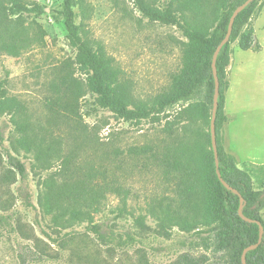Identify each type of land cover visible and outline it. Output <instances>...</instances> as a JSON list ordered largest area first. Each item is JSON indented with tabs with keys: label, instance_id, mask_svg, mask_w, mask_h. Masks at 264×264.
<instances>
[{
	"label": "rangeland",
	"instance_id": "374dc122",
	"mask_svg": "<svg viewBox=\"0 0 264 264\" xmlns=\"http://www.w3.org/2000/svg\"><path fill=\"white\" fill-rule=\"evenodd\" d=\"M73 1L82 36L114 58L131 104L147 103L168 91L172 75L182 68L187 42L179 29L145 18L140 0ZM143 1L153 7L171 6L189 22L203 24L212 19L211 6L206 14H196L186 8V0ZM22 2L35 12L16 13L9 6L10 25H22L30 37L41 28L44 37L18 57L0 54V82L8 95L27 107V119L47 150L51 167L37 175L32 170L34 157L18 156L29 176L25 181L17 176L12 184L10 176L16 171L10 168L7 154H13L14 128L9 116L0 117V264H172L184 253L193 258L210 254L207 264H227L223 254L214 259L197 247L194 232L162 225L157 218L167 205L176 206L178 196L175 182L164 175L155 157L170 147L174 150L184 127L192 123L175 118L178 108L157 124L125 122L97 108L96 96L87 88V77L76 64L77 52L67 37L62 0ZM260 12L252 18V26ZM253 28L261 52L240 50L237 43L231 46L228 145L225 126L221 139L227 153L250 174L254 188L260 189L264 168L255 160L264 148V21ZM191 126L204 140L207 127L202 122ZM145 145L154 149V157L132 154L134 147ZM50 176L56 181L85 180L94 186L106 182L115 187V192L104 195L101 212L94 214L97 232L86 222L56 227L37 210L28 212V203L38 207L40 181ZM124 191L128 192L125 214L121 213ZM9 200L13 206L4 211ZM138 217L144 218L145 228L137 226ZM260 217L264 222V209ZM34 221L41 223L45 234ZM18 223L21 228L15 230Z\"/></svg>",
	"mask_w": 264,
	"mask_h": 264
},
{
	"label": "trees",
	"instance_id": "16d2710c",
	"mask_svg": "<svg viewBox=\"0 0 264 264\" xmlns=\"http://www.w3.org/2000/svg\"><path fill=\"white\" fill-rule=\"evenodd\" d=\"M247 0H186V8L196 14H206L211 6L212 19L203 24L189 22L178 16L171 6L159 8L140 0L139 7L143 16L152 22L169 25L179 29L187 39L182 53V68L172 75L167 92L151 101L131 104L124 86L120 83V74L115 67V60L104 48L93 43L81 34L80 26L75 22L74 1L62 0L61 15L71 47L76 54V64L87 77V88L96 96L97 108L110 111L125 122L141 124L143 121L160 123L170 112L176 111V119L194 124L202 122L208 129L203 133L204 140L197 136L192 124L184 127V136L177 147L161 157H155L161 163L164 175L175 182L178 196L174 208L167 205L160 219L161 224L176 227L185 233L194 232L197 247L210 252L214 259L224 255L227 264H242L245 249L258 243L260 226L264 222L260 217L264 209V184L255 189L250 174L238 166L235 156L227 153L222 145L221 130L228 118L226 115V94L229 90V67L231 65V46L235 43L243 51L259 53L262 50L252 18L261 11L263 0H256L247 6L236 18L229 43L221 50L216 61L220 88L216 115V133L221 178L240 194L228 190L218 178L214 152L211 143L210 123L215 95V78L212 71V59L220 42L227 34L229 21L234 11ZM9 6L16 13L27 9L22 0H0V54L18 57L32 44L43 40L44 32L40 28L31 37L22 25L9 18ZM9 116L14 128L11 154L7 159L15 173L10 176L11 183H16L17 176L22 181L29 173L18 156L34 157L32 170L40 174L50 169L48 152L42 146L38 135L27 119V107L16 97L8 95L0 82V117ZM170 117V116H169ZM135 156H153L150 146L134 147ZM89 178V177H88ZM54 176L41 180V192L38 195V207L26 205L28 212L38 211L43 218H51L56 227L66 226L71 222L88 223L97 232L94 214L105 206V194L115 192L109 183L94 186L91 182L79 180L56 181ZM241 198L244 203H241ZM128 192L124 191L121 213L127 212ZM10 200L3 206L4 211L11 209ZM241 209V218L239 211ZM249 220V221H247ZM41 228V223L34 221ZM137 226L145 228L144 218L138 217ZM21 228L18 223L15 230ZM205 231L206 236L201 232ZM169 236V235H168ZM28 240H31L28 238ZM210 254L199 258L184 253L172 264H207ZM246 264H264V235L261 244L246 254Z\"/></svg>",
	"mask_w": 264,
	"mask_h": 264
},
{
	"label": "water",
	"instance_id": "95a60500",
	"mask_svg": "<svg viewBox=\"0 0 264 264\" xmlns=\"http://www.w3.org/2000/svg\"><path fill=\"white\" fill-rule=\"evenodd\" d=\"M256 0H247L245 1L241 6H239L233 13V15L230 18L229 21V26H228V31L226 36L224 37V39L220 42V44L218 45V47L216 48L214 55H213V59H212V71H213V76L215 78V95H214V101H213V109H212V118H211V123H210V134H211V143H212V149L214 152V157H215V164H216V170H217V174H218V178L220 179V181L222 182V184L224 185V187H226L228 190L233 191L235 194L239 195V192L235 189H233L227 182H225L222 178H221V174L219 173V158H218V145H217V133H216V115H217V109H218V97H219V88H220V83H219V78H218V74H217V67H216V61L218 58L219 53L221 52L222 48L229 43L231 35H232V31H233V26L235 23V20L237 18V16L247 7L249 6L251 3H253ZM241 203H244V200L241 198ZM239 215L241 218L244 219L241 209L239 211ZM249 221V220H247ZM258 225L260 226V236H259V241L257 244L248 247L247 249L244 250L243 254H242V264H246V254L247 252L256 249L262 242L263 239V235H264V228L262 226L261 223L258 222Z\"/></svg>",
	"mask_w": 264,
	"mask_h": 264
},
{
	"label": "crops",
	"instance_id": "0c3cea01",
	"mask_svg": "<svg viewBox=\"0 0 264 264\" xmlns=\"http://www.w3.org/2000/svg\"><path fill=\"white\" fill-rule=\"evenodd\" d=\"M260 21H264V7H263V9L261 10V12H260V14H259V16H258L257 22L254 24V26H258ZM254 26H253V27H254ZM226 103H227V98H226ZM225 111H226V107H225ZM226 115H227L228 120H227V122H226V124H225V137H226V143H225V145H228V138H229V136H228V132H227V130H226V126H227V125H228V126L230 125V122H231L232 118L228 116L227 111H226ZM261 124H262V121H261ZM262 126H263V128H264V124H263ZM258 127H259V124H258ZM260 128H261V127H260ZM225 148H226V147H225ZM260 153H261V157L256 158L255 161H256L257 163H262V164H263V168H264V148H262V149L260 150Z\"/></svg>",
	"mask_w": 264,
	"mask_h": 264
}]
</instances>
